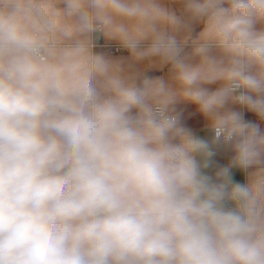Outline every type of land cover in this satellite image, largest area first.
Instances as JSON below:
<instances>
[{
    "label": "clouds",
    "instance_id": "9594fccd",
    "mask_svg": "<svg viewBox=\"0 0 264 264\" xmlns=\"http://www.w3.org/2000/svg\"><path fill=\"white\" fill-rule=\"evenodd\" d=\"M0 264H264V0H0Z\"/></svg>",
    "mask_w": 264,
    "mask_h": 264
}]
</instances>
